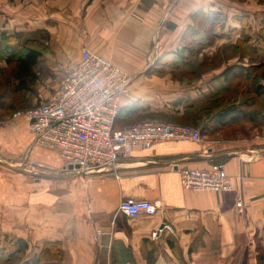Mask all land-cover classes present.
I'll return each mask as SVG.
<instances>
[{
	"label": "crops",
	"instance_id": "obj_1",
	"mask_svg": "<svg viewBox=\"0 0 264 264\" xmlns=\"http://www.w3.org/2000/svg\"><path fill=\"white\" fill-rule=\"evenodd\" d=\"M227 5L223 0H0V32H41L48 51L38 65L48 75L60 76L83 49L105 58L130 77L123 112L132 107L135 116L152 113L160 117L152 120L179 121L182 102L204 103L226 88V70L257 69L244 62L247 56L234 53V63L204 74L180 93L164 92L156 103L144 97L146 90L156 89L152 84L176 88L166 61L172 53L188 56V26L198 12L226 19L200 58L218 56L246 36L256 38L264 28V10ZM47 80L37 89L39 95L43 89L44 98L61 79L50 92ZM9 105L0 104V237L26 242L27 259L57 242L62 259L42 264H264V121L215 128L202 135L201 143L137 148L112 169L81 176L55 151L35 145L26 119L13 118ZM31 161L41 167H31ZM176 166H222L234 191H185ZM128 199L157 202L160 211L128 219L117 210ZM162 224L170 231L163 228L153 240Z\"/></svg>",
	"mask_w": 264,
	"mask_h": 264
},
{
	"label": "built area",
	"instance_id": "obj_2",
	"mask_svg": "<svg viewBox=\"0 0 264 264\" xmlns=\"http://www.w3.org/2000/svg\"><path fill=\"white\" fill-rule=\"evenodd\" d=\"M129 83L130 77L109 60L83 49L76 63L63 66L59 86L47 98L12 117L26 119L35 145L55 151L65 166H78L83 172L112 169L137 148L150 149L165 142L201 143L198 129L171 122L144 120L115 128ZM30 163L33 168L41 167L36 161ZM176 170L185 191H234L222 166L208 170L176 166ZM241 206L238 201L236 208ZM160 207L157 202L128 199L120 201L117 210L128 219H136L142 214L154 216ZM163 228L170 231L162 224L153 232V240Z\"/></svg>",
	"mask_w": 264,
	"mask_h": 264
},
{
	"label": "trees",
	"instance_id": "obj_3",
	"mask_svg": "<svg viewBox=\"0 0 264 264\" xmlns=\"http://www.w3.org/2000/svg\"><path fill=\"white\" fill-rule=\"evenodd\" d=\"M225 17L221 14H209L198 12L192 17V23L188 26V56L181 53H172L166 65L175 71L176 69L188 68V58L195 56L198 49H204L213 42L215 32L221 29L225 21ZM201 23L205 26L199 25ZM207 27V29H206ZM45 36L41 32H36L30 35L12 34L8 35L0 32V63H3L10 70L0 69V86L12 94L26 95L32 86L37 81L34 68L38 65L40 57L48 51L42 43ZM192 46H195L193 48ZM231 52L239 54L241 57L248 53L254 54L264 52V28L259 30L255 39L249 36L238 40L236 44L229 46ZM258 69V67H257ZM251 72H240L233 74L231 69L225 71L223 78L224 82L229 83L234 80H252L253 86L247 89L240 90L238 87L231 89L226 87L224 90L212 94L204 103L185 104L183 103L184 115L179 121H170L171 123L188 125L197 129L203 122L200 135L207 134L215 128H229L237 126L242 122H248L252 125H260L264 121V72L255 79L249 76ZM223 93V94H221ZM224 94H231L227 97ZM253 95L251 98L262 99V113L252 112V99H245L243 102L235 103L236 97L244 98L248 95ZM21 103L9 105L7 112L13 114L16 112V106ZM22 106V105H21ZM176 106L175 104L173 105ZM137 110L132 107L122 111L115 121L114 127L117 128L125 121L140 119V118H160L152 113H145L142 116H135ZM6 245H1L0 249V264L10 262L18 256H22L20 264H40L43 259H54L61 254L60 243H46L40 252L33 257L26 258L28 254V245L21 239L16 237L4 236ZM4 243V242H3ZM26 253V254H25Z\"/></svg>",
	"mask_w": 264,
	"mask_h": 264
},
{
	"label": "rangeland",
	"instance_id": "obj_4",
	"mask_svg": "<svg viewBox=\"0 0 264 264\" xmlns=\"http://www.w3.org/2000/svg\"><path fill=\"white\" fill-rule=\"evenodd\" d=\"M224 3L228 4L227 6L230 7H235V6H241L243 8H251L254 10H264V0H223ZM200 26L204 27V25H202L201 23H199ZM207 29V27H206ZM189 43V42H188ZM212 43V42H211ZM211 44L207 47H205L204 49H198L197 53L195 54L194 57H190L188 58V68L186 69H176L174 71V75L176 78V83L177 85L176 88L175 87H171L170 85H153L152 87L156 88V89H148L144 92V97H150L152 96V101L150 103H156V102H160L162 99V95H164L165 93H169L171 92H175L177 94L180 93L181 91H183L184 89H187L188 86H194L197 83H199L204 74L211 72L212 70H218V69H222L223 67L227 66L228 64H232L234 63V53L230 51L229 46H224L222 50L219 51L218 56H212V57H206L203 56L202 58H200V56H198L202 51L201 50H205L206 48L210 47ZM193 48H195V46H192ZM196 49V48H195ZM211 51H215V49L213 48ZM247 57H245L244 59L246 61H244V59H242V61L246 62V64L249 63L250 66H253L255 68L258 67V69H256L255 72H251V74L249 76L252 77V79H255L256 77H259L263 72H264V52H259V53H248L246 55ZM2 68V70L7 71V73L9 72V68L6 67L5 64L2 63V66H0ZM35 73V72H34ZM36 77H37V81L35 83L34 86H32L30 88V91L26 94V95H17V94H12L11 91L7 88L5 89L4 87L0 86V104L4 103L7 105H12L13 104H18L21 103V105L18 107L16 106V111H21V110H25V109H29L32 108L36 105H38L42 100H44V91L42 88H40V95L38 94V86L39 84H41V82L46 81L47 79H49V82L46 83V85L49 87L48 91L50 92V88L52 87L51 85H53L54 83L59 82V79L62 78V71H61V75H56V74H47V73H43V66L41 64L38 65V69L36 71ZM209 76V75H208ZM207 76V77H208ZM48 77V78H47ZM207 77L205 79H207ZM217 77V76H216ZM204 79V80H205ZM48 81V80H47ZM174 81V80H173ZM252 80H234V81H230L229 83L225 84V87H230L231 89H234L235 87H238L240 90L243 89H247L248 87L253 86V83L251 82ZM182 82V83H181ZM50 83V84H49ZM45 86V84H43ZM45 88H47L45 86ZM52 92V91H51ZM165 92V93H164ZM164 93V94H163ZM223 94V93H221ZM39 95V96H38ZM143 95V94H142ZM226 95V94H224ZM231 94H227V97H230ZM48 97V96H47ZM253 97V95H248L245 96L244 98H240V97H236V101L235 103H239V102H243L245 99H252L250 103H252V106L250 107V110L252 112H261L262 113V99H255V98H251ZM144 101H142L143 103ZM144 103H149V102H144ZM144 120H152V118H140V119H135V120H130V121H125L124 123L120 124L119 126H117V128L123 127V126H129L132 124H135L137 122L140 121H144ZM157 120V119H156ZM159 121H165L162 119H158ZM165 122H170V121H165ZM202 137V136H201ZM29 165L32 167V164L29 163ZM5 237H0V249H1V245H6V241ZM4 242V243H3ZM29 250V249H28ZM26 254V253H25ZM36 255V254H35ZM34 256V255H33ZM32 256V257H33ZM1 259V258H0ZM56 259H62L61 254H59ZM1 260H5V258L3 257V259ZM50 259H43L42 262H40V264H42L44 261H49ZM22 261V256H18L16 258H14L12 261L10 262H3L4 264H20V262Z\"/></svg>",
	"mask_w": 264,
	"mask_h": 264
},
{
	"label": "water",
	"instance_id": "obj_5",
	"mask_svg": "<svg viewBox=\"0 0 264 264\" xmlns=\"http://www.w3.org/2000/svg\"><path fill=\"white\" fill-rule=\"evenodd\" d=\"M68 170L72 171H76L77 175H92V174H96V173H99L98 170H93V171H88V172H83V171H79V167L78 166H72V165H69L68 166Z\"/></svg>",
	"mask_w": 264,
	"mask_h": 264
}]
</instances>
